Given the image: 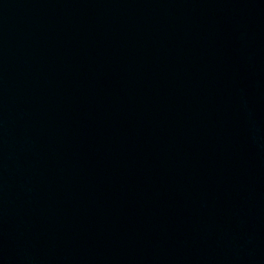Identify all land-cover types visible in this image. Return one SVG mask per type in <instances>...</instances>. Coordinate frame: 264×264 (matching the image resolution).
Wrapping results in <instances>:
<instances>
[{
	"label": "water",
	"instance_id": "obj_1",
	"mask_svg": "<svg viewBox=\"0 0 264 264\" xmlns=\"http://www.w3.org/2000/svg\"><path fill=\"white\" fill-rule=\"evenodd\" d=\"M0 264H264V0H0Z\"/></svg>",
	"mask_w": 264,
	"mask_h": 264
}]
</instances>
